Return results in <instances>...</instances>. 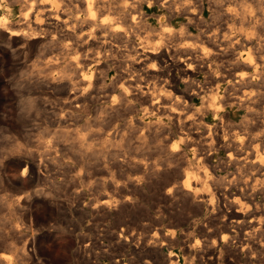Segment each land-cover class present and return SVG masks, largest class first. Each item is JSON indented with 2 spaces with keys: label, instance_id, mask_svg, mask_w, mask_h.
<instances>
[{
  "label": "rangeland",
  "instance_id": "obj_1",
  "mask_svg": "<svg viewBox=\"0 0 264 264\" xmlns=\"http://www.w3.org/2000/svg\"><path fill=\"white\" fill-rule=\"evenodd\" d=\"M178 1V4L168 6L163 0H141L138 12L141 13L143 26L149 30L158 27L159 22L165 18L170 29L182 32V42L215 49L216 70L209 73L198 63L189 78L184 82L178 79L174 83L177 94L187 93L188 98L180 108L185 116L188 114L194 119L189 126L181 128L165 114L158 118L151 116L146 111L149 103L141 96L123 105H113V95L118 91L119 82L126 81L130 76H143V81L158 83L154 74L146 76L133 68L132 62L139 49L135 39L119 42L117 47L113 46L109 50L111 52L105 53L101 58L97 84L100 91L96 89L86 100V109L66 115L64 123L57 120L59 107L66 100L69 90L77 89L79 73L70 72V77L74 76L72 82L75 83L71 86L63 83H24L25 77L37 75L38 69L34 65L38 59L42 60L50 54L51 48L48 45H40L42 47H37L30 57L25 56V66L16 64L18 68L16 65L11 67L6 77L10 86H0V264H188L190 260L193 262L189 264H210L205 252L212 249L221 257L218 258L221 263L229 259L227 262L230 264H264V187H261V183L264 186V164H252V157L242 158L245 149L238 143L243 135L264 139V68L259 73L260 78L256 77V84L239 89L231 88L220 79L221 72L226 69L236 71L233 65L240 47L244 49L242 44L246 43L247 35L256 57L261 65L264 64V0H200L190 7L180 4L185 0ZM188 2L186 0L184 3ZM237 5L242 8L239 7V10ZM12 8L16 11L15 7ZM244 16L249 22L243 19ZM211 33L217 34L216 40L213 36L211 41L208 40L207 34ZM150 35L143 38L145 45L176 48L175 57L181 55L179 50L182 42L179 40L170 42L169 39H163L159 42ZM176 42H180V45ZM95 51L93 47L92 52ZM214 75L218 78H213ZM216 80L219 81L216 91L221 106L214 113L208 104L214 92L212 90L216 88ZM156 84V90L159 91L161 83ZM220 125L226 133L223 143L228 145L234 141L236 147H233L241 149L242 154L237 159L234 155H228L229 150L225 144L215 145L214 142L206 141L207 136ZM184 128L199 134L194 142L197 147L202 146L208 158L209 191L224 197L223 202L217 203L216 198L213 202H202L180 190L185 173L192 175L191 165L200 166L194 149H177L179 134ZM18 160L28 165L27 172L22 171L23 166L16 165ZM30 168L36 172L40 170V175L36 176V172ZM243 179L248 185L244 186ZM256 184L259 189H256ZM236 195L234 204L233 198ZM239 201L247 202L240 206L237 204ZM236 208L245 212L244 220L239 223L231 217ZM244 208L246 211H243ZM221 237L226 239L225 244L220 242ZM29 239L35 245L33 250L27 245ZM187 245L193 246L195 252L189 253ZM181 246H184L182 250ZM153 248H161L162 256L156 258L152 253Z\"/></svg>",
  "mask_w": 264,
  "mask_h": 264
},
{
  "label": "bare ground",
  "instance_id": "obj_2",
  "mask_svg": "<svg viewBox=\"0 0 264 264\" xmlns=\"http://www.w3.org/2000/svg\"><path fill=\"white\" fill-rule=\"evenodd\" d=\"M188 1H189L188 3H184V2L181 3L180 2V4H182L183 7H187V6L190 7L189 5H192L193 6V5H196L197 2H200V0H188ZM238 1H240V0H238ZM248 1H250V0H248ZM140 2H141V0H0V86H2V85L4 86V85H9L10 84L9 79H7L6 77L10 74L11 67H13L16 64L25 66V60H26L25 59V56L30 57L32 54H34V52L36 51L37 47H39L40 45H42V46L43 45H48L51 48L50 54L47 55V56H45V58H43L42 60L41 59L40 60L38 59V62L34 65L38 69L36 71L37 72L36 73L37 75L33 77V75H34L33 74L32 77H30V78H26L25 77L24 78L25 80H23V81H25L24 83H26V84L27 83L34 82L35 85H36V83L39 82V83H45L46 85L47 84L48 85H55V84H58V83H63V84H66V86L67 85H70L71 86L74 83V82H72V80H73L72 77L74 78V76L70 77V72L72 73V71H74V72H78L79 73V79H78L77 84H76V85H78L77 86V89H74V90H71V91L69 90V92H68V94L66 96L67 97L66 100L63 101L60 104V107H59L60 114H59L57 120H58L59 123H64L66 121L65 116L68 115L69 113L86 109V104H85L86 100L89 99L90 96L99 87V86L97 87V84H98V81H99V72H100V67H101V64H102L101 58L105 55V53H107L109 50H111L113 46H116L117 47V44H119V42H122V41L130 42L132 39H135L137 41L136 43L139 44L138 45L139 47H137V46L136 47H137V49L138 48L139 49L136 50L137 55H136V57H134L135 59L132 62V65H134L133 68L135 70H138L139 72L141 71L140 74H145L147 76L149 73H151V74H154L155 76H157V79H158V83L157 84H160L161 83V88H159L160 90L157 91L156 90L157 87H155L156 82L154 84H150L149 83V80H148V82L147 81H143L142 80L143 76H142V78H138V76H135V75L133 77L130 76V78L127 79L126 81L119 82L118 91L115 90V91H117V93H115L114 95L112 94L113 97H114L113 98L114 99L113 101H115L113 103V105L114 104H116V105L122 104L123 105L124 103L129 102V100H131L132 98H135L136 96H139V97L141 96V97H143L149 103L148 104V108H147L148 110H146V108H145V110L148 111V113L151 114V116H156L158 118V117H161L162 115L165 114V116L170 121L177 122V124L179 125V127L181 126V128H183L185 126L191 125L193 123V120L194 119L192 118L193 119L192 120L191 117L188 116V114L185 116L183 114V112H182L183 109L180 108V106L182 105V102H184V103L186 102L187 93L186 92H183L180 95L177 94V92H176L177 91V88H175L174 83L178 79L181 80V81H183V80L189 78L191 76V74L194 73L193 71H194L195 65L198 64V63H199V65L201 64L200 66H204L209 73H212L214 70H216L215 69V66H214V55L216 56V54H213V52H215V49H213V47H207L206 45H202V47H200V46H193V45L190 46L191 44L189 45L186 42H182V40H183V38H182L183 37L182 36V32L181 31H179V32L178 31H175L173 28L170 29L169 26H168V24H167V20L165 18H163L159 22V26L158 27H155L152 30H149V29L145 28L143 26V19H142L141 13L138 12V6L140 5ZM157 2H158V0H157ZM163 2L167 3L168 6L175 5V4H178L179 3L178 0H163ZM240 5H237L238 8L242 6V5L241 6ZM12 7H15L16 8V11H14L15 9L13 10ZM255 7H256V5H255ZM193 8H196V7H193ZM241 8H239V10ZM253 8H254V6H253ZM261 8H262V6H261ZM197 9H195V10H197ZM232 9H231V11H232ZM259 9H260V7H259ZM248 10H250V9H248ZM222 11H224V10H222ZM225 12H226V10H225ZM259 12H261V10H259ZM259 12H257V13H259ZM231 13H233V12H231ZM237 13H242V12H237ZM246 13H247V11H246ZM194 14H195V12H194ZM236 14H235V17H236ZM254 14H255V12H254ZM238 15L241 16V14H238ZM245 18L246 17L244 16L243 19L245 20ZM248 18H250V17H248ZM229 19H230V17H229ZM245 21H247V19ZM230 22H231V20H230ZM247 22H249V21H247ZM239 24H241V23H239ZM245 24H246V22L243 23V25H245ZM209 26H210V24H209ZM211 26H212V24H211ZM228 26H226V27H228ZM218 28H220V27H218ZM241 28L242 27H240V30L242 31ZM203 29H205V28H203ZM245 29L247 30V28H245ZM252 29H253V27H252ZM205 30L207 31V29H205ZM227 30H229V29H225V31H227ZM217 31L219 33V30L218 29H217ZM233 31H234V29H233ZM242 33H244V32H242ZM149 34H151L152 36L156 37L157 38L156 40H159V42H160V40H163V39L164 40L165 39H169L170 42L171 41L173 42V41L179 40L180 42H182V44L180 45V42L179 43L176 42V43H178L180 45V49L181 50H179V51H181V55L179 56V54H178V58L175 57L176 48L174 50V49L165 48V47L159 46V45H154V46L153 45L152 46L145 45L144 44L145 40L143 42V38L145 39V36H149ZM239 34H240V32H239ZM225 35H226V33H225ZM227 35H226V37H227ZM246 35H247V32H246ZM216 36H217V34H212V35L207 34V38H208L209 41H211L212 38L213 39L217 38ZM257 36L259 37V35H257ZM187 37H188V35H187ZM203 37H204V35H203ZM223 37H224V34L222 35V38ZM226 37H225L224 40H226ZM254 37H256V36L254 35ZM234 40H235V38H234ZM245 40H246V43L242 44V47L244 49L241 50V47H240V52L238 53V57L236 58V63L233 65L234 66V69L236 71L233 72L231 69H226L225 71L221 72V75H220L221 76L220 79H222L223 81H225L226 84H229L231 86V88H235V89H237V88L239 89L241 87H246L247 85L256 84V77L258 78L259 73L264 68L263 67L264 64L261 65L259 59L256 57L255 52L253 51V49L251 47V44H250L251 43L250 42L251 40L248 39V35L245 38ZM217 41H218V39H217ZM229 41H230V38H229ZM232 41H233V36H232ZM225 42H227V41H225ZM146 43H148V42H146ZM157 43H158V41L156 42V44ZM163 43L161 41V44L162 45H163ZM232 43H234V42H232ZM148 44H150V43H148ZM165 44H166V42H165ZM174 44H172V45H174ZM257 44H259V43H257ZM236 45H237V43H236ZM42 46H40V47H42ZM48 46H47V48H48ZM93 47L96 50L95 53L92 52V48ZM128 48H129V46H128ZM220 48H221V46H220ZM258 51H256V52H258ZM109 52H111V51H109ZM233 53L236 54L235 52H233ZM230 55L231 54H229V56ZM23 57H24V60H23ZM232 57H234V56H232ZM129 58H130V56H129ZM216 60H217V57H216ZM220 60H221V58H220ZM229 60H231V59H229ZM127 63H128V60H127ZM146 63H147V65H146ZM148 64L152 65L153 67L154 66H157V68H155V67L153 68L152 66L149 67ZM144 67L146 69H144ZM17 68H18V66H17ZM43 72H44V74L43 75H40ZM208 76H205V77H208ZM213 78H218V77L214 75ZM146 79H148V78H146ZM190 82H192V81H190ZM218 83H219V81H217L216 88H213L214 90H212L214 92L212 93L211 98H210V103L208 104V108L212 112H214V113L218 112L220 110V106H221L220 105V100H219L218 95H217L218 94L217 93V91H218L217 90L218 89ZM114 84H115V82H114ZM193 86H194V84H193ZM258 87L259 86H257V88ZM100 88H101V86H100ZM254 88L255 87H253V89ZM112 89H113V87H112ZM97 90H99V89H97ZM240 90H242V89H240ZM255 90L257 91V89H255ZM110 91H111V89H110ZM244 91H246V90H244ZM237 92H240V91L237 90ZM247 93H248V91H247ZM254 95L256 96V94H254ZM244 96H247V95H244ZM1 98L2 97L0 96V99ZM240 98L243 99V97H240ZM238 100H239V98H238ZM112 107H114V106H112ZM146 111H144V112H146ZM256 112H258V111H256ZM185 114H186V112H185ZM195 115H194V117H195ZM214 118H216V117H214ZM224 118L222 117V119H224ZM224 120H226V119H224ZM158 121L161 122L162 120L158 119ZM150 124L152 125V123H150ZM164 125H162V126H164ZM252 126H253V124H252ZM181 128H179V129H181ZM231 130L232 129H230V131ZM245 131H246V129H245ZM260 131H262V130H260ZM226 132H227V129H226ZM243 133H244V131H243ZM225 134L226 133H225L224 127L221 126V125H220V127L217 126L214 129V131L212 133H210V135L207 136L206 141L209 140V142H212V144L215 143V145H221L224 142L223 137H224ZM198 135L199 134H197L196 131L195 132H191L190 129H186V128H184L183 130H181V133L179 134V138H178L179 139V144H178L179 147H177V149L179 148V150H184L187 147H191L192 149H194V152H195L194 155H195L196 159L198 160V163L200 164V166H198V165H196V166L195 165H191L190 169L192 171V175H188V172H187V174L185 173V176H184L185 178H184V180L182 182V185L180 187V190L183 193H185V195L192 196L194 199H196V200L198 199L199 201H202V202H211L214 198H216L217 203L218 202L221 203V202H223V200H224L223 198L224 197H222L219 194H215V193L209 191V188H208V185H209L208 184V176H209V170L210 169L208 168V165L206 163V161H207L208 158H207V155L203 152L204 149L202 150V148H201L202 146L201 147H197L196 144H195V142H194L195 137L198 136ZM234 136H235V133H234ZM232 139H233V137H232ZM230 142L231 143L228 144V145H226L225 143H223V144H225V147H227V150H229L228 155L229 156L234 155L235 159H237L239 157V155L242 154V153L240 154L241 149L239 150V149L235 148L236 147V144H235L236 142H234V141H230ZM238 143H239V145H241V148L244 147V149H245L244 150L245 151L244 152L245 155L242 158L248 159V158H251L252 157L253 158V160L251 161L252 164H254V163H258L259 165L264 164V139L263 138H254L253 135L251 137L246 136V135H243L242 138L240 139V141H238ZM233 146H235V147H233ZM171 147H173V146H171ZM239 148H240V146H239ZM216 149L217 148L215 147V150ZM224 150H226V149H224ZM208 152H206V153H208ZM230 158H232V157H230ZM189 162H191V161H189ZM16 165L18 167H22L23 166L22 171H26L27 172V166L28 165L25 164V162H23L21 160H18L16 162ZM209 166H210V164H209ZM213 166H215V165H213ZM217 166H219V165H217ZM32 168H33V165H32ZM39 168H40V166H39ZM227 168H229V167H227ZM245 169L246 168H244L243 170H245ZM34 170L31 169V171H34ZM34 172H36V171H34ZM39 172H40V170L37 171L35 173V175L36 176H39L40 175ZM242 173L243 172H241L240 174H242ZM250 176H252V174ZM235 177H236V175H235ZM211 178L212 177H210V179ZM232 179H235V178H232ZM244 179H246V177ZM244 179H243V181H245ZM31 181H32V179H31ZM236 181H238V180H236ZM32 182H34V180ZM211 182H213V181H211ZM246 182L247 181L243 182L244 186L248 185V182L247 183ZM229 184H231V183H229ZM257 184H259V182ZM257 184H256V189L258 188L257 187L258 186ZM261 184L263 185V183H261ZM177 185H179V184H177ZM262 185H261V187H264ZM220 187H221V185H220ZM248 187H247V189H248ZM253 189H255V188H253ZM235 198H237V195H236V197L233 198L234 204L236 203L235 202ZM250 198H248V200H251ZM23 199H24V197H23ZM239 202L237 204H239V205L241 204L240 206H242V204H245V202H247V201H239ZM46 204H47V202H46ZM256 205L259 206V204H256ZM198 206H201V205H198ZM248 209H250V208H248ZM244 210H245V208L243 209V211ZM244 213L241 212L240 210H238L236 208V210H234L232 212L231 217H232L233 221H236L237 223H239V222H242L244 220ZM244 223H243V225H244ZM254 227L255 226H253V228ZM254 231L256 232V230H254ZM247 233H248V231H247ZM224 236L226 237V235H224ZM233 238H235V237H233ZM220 239H221L220 242H223V243L226 240L225 238H222V237ZM164 240H166V239H164ZM212 243H213V241H212ZM217 243H215V244H217ZM233 244H234V242H233ZM27 245L30 246L32 250L34 249V246L35 245H33L32 239H29V241L27 242ZM213 245H214V243H213ZM182 248H184V246L183 247L181 246V250H182ZM186 248H187V250H188L189 253H194L195 252L193 246L187 245ZM138 249H140V248H138ZM160 249L159 248H153L152 249V253H153V255L156 258H159V257L162 256V253H161ZM206 249H209V248H206ZM250 249H251L250 247H247V250H250ZM242 250H243V248H242ZM216 252L217 251L215 249H212V250H209V251L205 252V254L207 256L206 259H207V261L210 264H230L229 262H227L229 259L226 261V263H221L220 261H219L220 262L219 263L218 262V260H219L218 258H221V257H218L217 254H216ZM229 256H230V254H229ZM188 257H191V256H188ZM244 257H245V255H244ZM232 259H230V260H232ZM196 260H198V259L196 258ZM143 261H145V260H143ZM190 261H192V260H190ZM201 261H203V260H201ZM186 262H188V261H186ZM189 262H188V264H189ZM146 263L147 262H145V264Z\"/></svg>",
  "mask_w": 264,
  "mask_h": 264
}]
</instances>
